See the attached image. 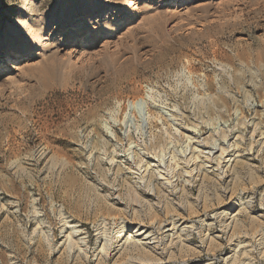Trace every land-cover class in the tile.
Instances as JSON below:
<instances>
[{
    "label": "rangeland",
    "instance_id": "obj_1",
    "mask_svg": "<svg viewBox=\"0 0 264 264\" xmlns=\"http://www.w3.org/2000/svg\"><path fill=\"white\" fill-rule=\"evenodd\" d=\"M172 215L181 239L122 249ZM137 258L264 264V0H0V264Z\"/></svg>",
    "mask_w": 264,
    "mask_h": 264
},
{
    "label": "bare ground",
    "instance_id": "obj_2",
    "mask_svg": "<svg viewBox=\"0 0 264 264\" xmlns=\"http://www.w3.org/2000/svg\"><path fill=\"white\" fill-rule=\"evenodd\" d=\"M94 5V4H93ZM89 45L88 46H92L94 45V41L93 40H90L88 41ZM22 53L19 54V56H17V58L20 60L22 59ZM140 103H147V100L146 98H142L140 100H137L136 102H132V106L135 107L137 105L140 106ZM132 107V109H133ZM150 108H149V105H148V114H150ZM199 130V129H198ZM194 134V133H193ZM202 134V133H201ZM196 135V134H195ZM190 136V135H189ZM194 136V135H193ZM207 139V138H205ZM204 139V140H205ZM201 140V137L198 138V137H194L192 138V144L193 146L195 147L193 150H191V153L188 155L190 157V155H193L192 153L197 151L199 149V154L201 152V154H204V156H201L204 157L205 161L208 162V163H211V162H214L215 160H217V169L218 171L222 170L223 169V166H226L230 163H232V158L234 156L233 154V150H231V145L230 146H226L225 145V141L224 142H217V141H214L213 144H211L210 146L202 139ZM210 140V139H209ZM207 141V140H206ZM188 142V141H187ZM209 143V141H208ZM212 143V142H211ZM227 144V143H226ZM190 147V146H189ZM136 148V147H135ZM207 148H209L208 152H204V150H207ZM189 149V148H188ZM235 149H238V146L235 147ZM128 151H131V153L129 154L130 156L132 157H135V151H134V147L130 148ZM169 151V150H168ZM185 151V149H184ZM137 152V151H136ZM187 152V151H186ZM128 153V152H127ZM189 153V151H188ZM196 153V152H195ZM133 154V155H132ZM155 155V153H153ZM197 154V153H196ZM218 154V155H217ZM128 155V154H127ZM199 155V156H200ZM159 156V155H158ZM187 156V158H188ZM196 156V155H195ZM139 157V156H138ZM183 157V156H181ZM180 157V158H181ZM185 157V156H184ZM240 157V156H239ZM146 158V157H145ZM159 157H155V156H152L151 159H157ZM176 158V157H175ZM186 158V157H185ZM201 158V157H200ZM161 159V158H160ZM193 158V156L191 157V160L189 161V165L192 162H196V160ZM197 159V157H196ZM112 160V159H111ZM134 160V159H133ZM152 160V161H154ZM157 162V161H156ZM162 162V160H161ZM177 162V161H176ZM166 164V163H165ZM188 164V163H187ZM140 165V164H139ZM204 165V164H203ZM147 166V169L148 168H151L153 165L151 164V162H148V165ZM178 166V165H177ZM197 166V165H196ZM190 167V166H189ZM200 167H202V165H200ZM142 168V167H141ZM139 169V167H138ZM161 169V168H160ZM165 169V168H164ZM136 170V169H135ZM140 170V169H139ZM154 170V169H153ZM159 170V169H158ZM195 170V169H194ZM137 171V170H136ZM144 171V170H143ZM147 170L145 169V171L143 173H140V171H138V176H143L144 173L146 172ZM160 171V170H159ZM194 172V171H193ZM136 173V172H135ZM152 173V171H151ZM150 174V173H149ZM169 174V173H168ZM147 175V174H145ZM144 175V176H145ZM170 175V174H169ZM193 175L192 172H189V176ZM137 176V175H136ZM166 176V175H165ZM146 177V176H145ZM141 178H144V177H141ZM164 178V177H163ZM160 179H161V175H160ZM165 180V178H164ZM168 180V179H166ZM171 180V178H170ZM137 181V180H136ZM168 182V181H167ZM172 182V181H170ZM169 182V183H170ZM147 186V185H146ZM136 194V193H135ZM139 197V195H138ZM241 199V198H240ZM242 205V204H241ZM233 206H231L232 208ZM229 210V209H228ZM232 218V217H231ZM207 220H208V217L205 216L203 219H201V224H202V227L207 231V238L209 237H212V229L210 228L211 227V224L207 223ZM231 220V219H230ZM69 221V220H68ZM232 221V220H231ZM160 222V221H159ZM68 223V222H66ZM231 223V222H230ZM158 224V223H157ZM79 226H77L76 224H69L65 227V229H69L70 231V235L69 237L67 236L68 238V242H69V245L71 246V248L75 245V243H77L76 239L74 238L76 235H78L80 233V230L78 229ZM229 227V226H228ZM191 228V225L189 222H187L186 219L184 218H181L180 216H169L167 217V219L162 222V223H159V226L157 228V230H153V229H150L149 227H146L145 225H139L138 227H136L134 230H130V232L132 234H130L127 238H126V234L125 233H128L129 232V229H127L126 227L122 226V230H121V242L123 241V243L121 244L122 246V249L124 247V249L128 248L129 246L130 247H136L137 248L140 246H145V245H153V247H158L160 244H162L163 242H169V243H174L175 240H179L181 239L185 233L187 232V230ZM121 229V228H120ZM103 232V231H101ZM99 238H98V241L99 242H103L104 239V236L102 235V233H99ZM261 235V234H260ZM78 237V236H77ZM67 242V243H68ZM106 243V242H105ZM104 243V244H105ZM103 244V247L98 251L99 254H102L105 252V246ZM68 245V244H67ZM78 245V244H77ZM120 247V246H119ZM171 247V246H170ZM70 249V247H69ZM75 249V247L73 248ZM77 249V247H76ZM158 249V248H157ZM71 250V249H70ZM127 250V249H126ZM100 256V255H99ZM101 257V256H100ZM99 258V257H98ZM135 259V258H134ZM133 259V260H134ZM150 259V258H148ZM137 261V262H136ZM135 262L136 263H132V264H143V263H146L148 262L149 264H155L153 262V259L151 260H147V258H145L144 260L142 259H138L136 260ZM155 261V260H154ZM130 262V261H129ZM156 262V261H155ZM160 262V261H159ZM128 264V263H127ZM157 264V262H156Z\"/></svg>",
    "mask_w": 264,
    "mask_h": 264
}]
</instances>
